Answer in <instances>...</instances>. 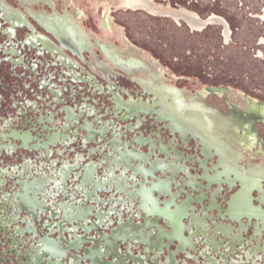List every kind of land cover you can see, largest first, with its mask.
I'll return each mask as SVG.
<instances>
[{
	"label": "flooded vegetation",
	"instance_id": "1",
	"mask_svg": "<svg viewBox=\"0 0 264 264\" xmlns=\"http://www.w3.org/2000/svg\"><path fill=\"white\" fill-rule=\"evenodd\" d=\"M142 2L149 15L183 21L193 32L221 26L230 43L231 28L220 16L204 20L183 7ZM40 18L0 2V264H61L31 246L28 232L40 234V223H55L64 234L63 224L80 221V236L102 230L91 233L97 242L88 263L78 260L84 254L69 252L72 246L48 241L64 264H264V189L257 175L235 164L237 152L219 135L231 133L232 123L153 83L148 77H157L144 65L109 59L102 47L123 72L112 73L94 58L92 43L57 35ZM40 64L52 72L34 73ZM76 103L97 117L77 123L81 116L70 107ZM62 110L68 111L65 127L53 124ZM11 136L25 142L9 143ZM8 149L13 159L5 157ZM16 165L41 176L12 179ZM57 168L65 181L75 171L81 184L54 186L50 207L49 197L34 194L46 189L49 171ZM104 223L115 230L114 240Z\"/></svg>",
	"mask_w": 264,
	"mask_h": 264
},
{
	"label": "water",
	"instance_id": "2",
	"mask_svg": "<svg viewBox=\"0 0 264 264\" xmlns=\"http://www.w3.org/2000/svg\"><path fill=\"white\" fill-rule=\"evenodd\" d=\"M0 2L5 4L6 8L11 11L20 13L25 11V9L31 10L34 12L37 19L41 16L39 21L43 25L48 26L49 29L57 35L65 34L67 36L71 34L73 39L77 41L79 40L82 44H86L87 42L92 43L94 58L105 63L112 73L120 74L123 72L110 60L106 59V56L103 53L104 51L100 49L102 47H105V53L109 59L117 58L121 60V62L129 64V66L135 69L144 65L157 77H148L149 79H152L151 81H153V83L160 84V87L169 88L174 93H180L189 105L197 103L142 0H0ZM208 26L210 25H207V27ZM44 65L45 64H40L38 68H35L34 73H49L51 71L49 67H47L45 71H42ZM51 68H56V66H51ZM67 103L68 102H64L62 105H66ZM70 107L81 116L77 123H83L97 117H90V114L83 108V105H80L79 103H76V106L70 105ZM52 109L54 110V108ZM55 116L57 119L53 121V124L65 127V124L69 119L68 111H59ZM74 127L77 126L75 125ZM49 128V130H51L50 126ZM11 139L17 144L25 142L24 138L11 136L9 143L12 142ZM226 144L237 152L235 164L240 169L245 170L247 174L252 172L257 175L255 178L259 180L264 189V166L233 144L229 143V141H227ZM21 149L27 148L21 146L18 147L17 150ZM3 152H5V157L11 156L12 159L14 158V152H11L9 149L4 150ZM62 169L63 168H57L55 171H52L54 173L49 171V175H54L53 178L49 179L46 189L44 188L45 184H42L41 186L44 188V191L34 194L39 200L48 201L51 199V201H48L50 207L55 203V201H52L54 194L51 192V190L55 188L54 186L59 185L60 183L67 185L71 181L74 184H81L80 178L82 177L78 176L75 171H73V173L71 172V176L65 181ZM9 170L11 173H15V177L12 176V174L9 176L12 179L17 178L21 180L24 179L25 174L27 176L31 175L26 172L25 167L22 165L10 167ZM39 175L41 176L40 173L31 175V180ZM258 193L259 192L257 191L254 194L257 199L259 198ZM122 210L125 211L126 208L123 207ZM138 210L140 211L138 214L141 216L139 218L145 220L147 212L143 208ZM48 211L50 213L55 212V210ZM63 211L64 209L61 210V212ZM92 219H94V221H91L92 224L99 220L97 215H93ZM35 220H37V218H35ZM82 223L83 222L80 221L76 224H63V227H65L66 230L64 234L61 231H55L60 229L59 225L56 226L57 224L55 223L52 226H46L47 224L41 225L40 223L38 226V228L41 229L40 234L38 233L40 231L38 229L29 231L27 240L31 241V246L33 243L34 246L38 244L41 253H45L50 260L56 262L60 260L61 264H64V261L67 260L54 254L56 249L48 241H55L56 244L61 245L62 248L72 246L73 248L68 249L69 252L75 251L78 255L84 254L85 256L78 257V260H80V263H88L90 259L87 257V252L92 248V245L97 242V240L90 239L91 233L92 231H101L102 228L92 229L89 232H85V235L80 236L77 231L80 229L84 231L83 226H81ZM102 226L107 227V223H104ZM106 229L108 230L107 234L110 239L114 240L115 230H112L109 227ZM57 233L59 235L58 237H55V234ZM31 236H33L35 240H33ZM62 238L64 239L61 241ZM79 238H83V241H80ZM99 242L101 243L102 241L99 240ZM77 244H79V246H77ZM123 246L127 247L128 244L124 243ZM101 247L103 249L104 246L101 245Z\"/></svg>",
	"mask_w": 264,
	"mask_h": 264
},
{
	"label": "rangeland",
	"instance_id": "3",
	"mask_svg": "<svg viewBox=\"0 0 264 264\" xmlns=\"http://www.w3.org/2000/svg\"><path fill=\"white\" fill-rule=\"evenodd\" d=\"M155 2L186 8L204 20L217 15L228 22L231 40L226 44L221 26L193 32L183 21L179 25L150 15L196 102L232 123L231 133L225 129L219 135L264 166V46H259L264 0Z\"/></svg>",
	"mask_w": 264,
	"mask_h": 264
}]
</instances>
